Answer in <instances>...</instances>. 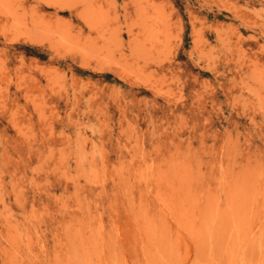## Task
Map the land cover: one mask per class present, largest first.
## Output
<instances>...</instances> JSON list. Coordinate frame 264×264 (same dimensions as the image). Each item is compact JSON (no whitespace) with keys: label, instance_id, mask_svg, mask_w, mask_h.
<instances>
[{"label":"rangeland","instance_id":"374dc122","mask_svg":"<svg viewBox=\"0 0 264 264\" xmlns=\"http://www.w3.org/2000/svg\"><path fill=\"white\" fill-rule=\"evenodd\" d=\"M0 264H264V0H0Z\"/></svg>","mask_w":264,"mask_h":264}]
</instances>
